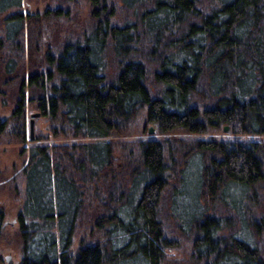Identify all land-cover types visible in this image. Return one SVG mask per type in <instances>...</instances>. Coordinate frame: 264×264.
I'll return each instance as SVG.
<instances>
[{
  "label": "trees",
  "instance_id": "1",
  "mask_svg": "<svg viewBox=\"0 0 264 264\" xmlns=\"http://www.w3.org/2000/svg\"><path fill=\"white\" fill-rule=\"evenodd\" d=\"M86 1L88 29L28 75L35 20H0V137L28 153L0 184L21 202L20 264H264V0ZM28 103L70 141L25 148ZM141 115L184 136L122 139Z\"/></svg>",
  "mask_w": 264,
  "mask_h": 264
},
{
  "label": "rangeland",
  "instance_id": "2",
  "mask_svg": "<svg viewBox=\"0 0 264 264\" xmlns=\"http://www.w3.org/2000/svg\"><path fill=\"white\" fill-rule=\"evenodd\" d=\"M13 1L15 0H11V2ZM75 1L78 4H75L71 0H21L19 8L10 9L0 16V20H2L5 15L18 12L23 14L24 18L30 16L31 21L35 20L32 24L27 22L25 26L27 37L26 75L35 71L36 68L32 66L40 62L49 49L56 48L60 45L66 36H69V39H75L80 37L88 29L90 25V4L86 0ZM68 9L69 16L64 17L63 15L66 14ZM58 10L61 12L56 16L54 11ZM0 91L3 93V96H0V121H4L9 117L14 104L11 103L12 91L9 88L0 87ZM2 100L6 101L5 105L2 104ZM36 113H40L36 108V104L28 103L25 119V148L30 146L31 142L35 140H37V143H51L54 141L47 129L48 123L41 114L40 117L34 119L33 141L30 140L29 123L31 117ZM149 128L153 130L152 135L148 134ZM223 128L210 130L205 135L191 137L202 140L214 138L223 140L230 139L231 136L228 135V132L224 133ZM7 133L5 132L0 137V178L4 180L0 184L8 182L14 176L15 172L27 162L28 158V153L21 154L22 144L9 143ZM123 135L122 139L125 140L140 137L164 140L166 138H179L184 136L180 130H174L164 135L158 134L155 125L147 122L145 115L139 116L133 123V126L123 132ZM69 141L61 139L54 142L62 144L68 143ZM83 142H89V140H83ZM0 206L4 209L2 237L0 239L1 264L6 263L5 258L8 256L11 257L12 263L19 262L21 259L20 240L17 234L18 226L14 223V220L20 212L21 202L14 199L13 187L6 185L2 189L0 188ZM77 242L78 239L75 240V246ZM169 254L174 259H187V254L184 252L170 251Z\"/></svg>",
  "mask_w": 264,
  "mask_h": 264
},
{
  "label": "water",
  "instance_id": "3",
  "mask_svg": "<svg viewBox=\"0 0 264 264\" xmlns=\"http://www.w3.org/2000/svg\"><path fill=\"white\" fill-rule=\"evenodd\" d=\"M38 117H40V113H36L31 117L30 123H29V133H30V140L33 141V126H34V119H37ZM223 132L227 133L228 132V127H224L223 128ZM153 130L152 128L148 129V134L152 135ZM6 261H8V259H6Z\"/></svg>",
  "mask_w": 264,
  "mask_h": 264
},
{
  "label": "flooded vegetation",
  "instance_id": "4",
  "mask_svg": "<svg viewBox=\"0 0 264 264\" xmlns=\"http://www.w3.org/2000/svg\"><path fill=\"white\" fill-rule=\"evenodd\" d=\"M14 223L17 224V226H18V216H17V218L14 220ZM2 225H3V224H2ZM10 258H11L10 256H8V257L5 258V262H6L5 264H20V262H21V259H20L19 262L12 263V261H11ZM6 259H8V261H6Z\"/></svg>",
  "mask_w": 264,
  "mask_h": 264
}]
</instances>
